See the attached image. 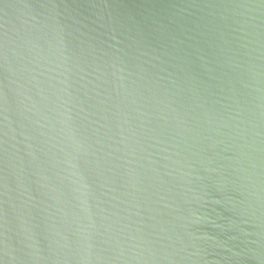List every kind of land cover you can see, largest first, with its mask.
<instances>
[{
  "label": "water",
  "instance_id": "water-1",
  "mask_svg": "<svg viewBox=\"0 0 264 264\" xmlns=\"http://www.w3.org/2000/svg\"><path fill=\"white\" fill-rule=\"evenodd\" d=\"M0 264H264V0H0Z\"/></svg>",
  "mask_w": 264,
  "mask_h": 264
}]
</instances>
